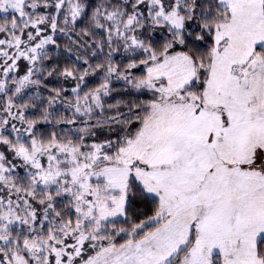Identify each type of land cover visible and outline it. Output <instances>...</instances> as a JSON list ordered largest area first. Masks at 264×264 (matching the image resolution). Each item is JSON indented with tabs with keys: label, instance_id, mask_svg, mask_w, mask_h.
Segmentation results:
<instances>
[{
	"label": "snow or ice",
	"instance_id": "obj_1",
	"mask_svg": "<svg viewBox=\"0 0 264 264\" xmlns=\"http://www.w3.org/2000/svg\"><path fill=\"white\" fill-rule=\"evenodd\" d=\"M0 264H264V0H0Z\"/></svg>",
	"mask_w": 264,
	"mask_h": 264
}]
</instances>
